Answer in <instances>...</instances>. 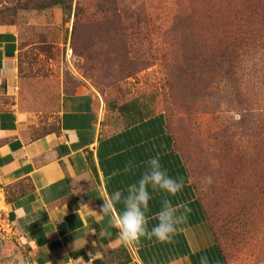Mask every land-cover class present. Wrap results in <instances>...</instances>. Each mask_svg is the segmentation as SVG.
Instances as JSON below:
<instances>
[{"label": "rangeland", "instance_id": "1", "mask_svg": "<svg viewBox=\"0 0 264 264\" xmlns=\"http://www.w3.org/2000/svg\"><path fill=\"white\" fill-rule=\"evenodd\" d=\"M0 9L19 33L16 91L34 138L59 129L63 98L82 89L100 99L110 132L129 126L136 111L125 106L163 115L228 264H264V0H0ZM230 34L243 64L228 81ZM0 264H32L1 182Z\"/></svg>", "mask_w": 264, "mask_h": 264}, {"label": "crops", "instance_id": "2", "mask_svg": "<svg viewBox=\"0 0 264 264\" xmlns=\"http://www.w3.org/2000/svg\"><path fill=\"white\" fill-rule=\"evenodd\" d=\"M20 51L17 28L0 26V182L7 188L9 221L32 264H77L81 257L87 264L89 253L98 251L94 264H200L205 255L209 264H226L165 117L110 132L100 99L82 89L63 98L59 132L34 138L16 91ZM157 156L184 187L175 196L149 187L148 229L157 224L164 199L187 204L191 212L171 242L145 236L131 248L118 239L109 216L100 219L80 205L99 213L106 195L126 194ZM122 209L118 203L116 212ZM100 230L111 235L101 239Z\"/></svg>", "mask_w": 264, "mask_h": 264}, {"label": "clouds", "instance_id": "3", "mask_svg": "<svg viewBox=\"0 0 264 264\" xmlns=\"http://www.w3.org/2000/svg\"><path fill=\"white\" fill-rule=\"evenodd\" d=\"M131 163V162H130ZM128 171V168H125ZM203 185L213 184V178L206 176L202 179ZM149 187L156 191H163L171 196H175L184 187L183 179H175L168 175L166 170L162 168L159 157H152L147 161V169L142 174L140 179L128 186L127 192L122 193L117 190L110 195H106L102 200L100 212L90 210L87 204H81L80 209L94 213L98 218L104 216L110 217V226L115 227L118 231V239L124 244H132L138 241L141 237L147 236L149 239L155 237L160 242H171L172 237L181 230V226L187 222L188 214L191 208L187 204L181 203L173 205L169 199H164L162 208L156 215L158 221L155 226L148 229V220L145 211L148 208L150 193ZM123 204V209L116 212V205ZM116 213L115 215H113ZM99 223V219L97 221ZM95 233V230L92 231ZM101 239L110 236L109 232L100 230ZM87 241H85V244ZM96 244L93 242V247ZM102 247V245H101ZM91 259L87 264H94V260L100 258L101 252H96L94 255L89 253ZM77 259V264L80 260ZM200 264H209L208 257L201 256Z\"/></svg>", "mask_w": 264, "mask_h": 264}, {"label": "trees", "instance_id": "4", "mask_svg": "<svg viewBox=\"0 0 264 264\" xmlns=\"http://www.w3.org/2000/svg\"><path fill=\"white\" fill-rule=\"evenodd\" d=\"M9 16H10V11H5V10L0 9V26H4L5 19H6V17L8 18ZM225 39H226L225 40L226 41L225 47H226L227 55H224L221 60L224 61L225 66L230 67L234 71V73H229L231 75V77L227 78L228 81H231V80H234V78L238 75L235 72L240 69V66L243 64V61H240V59H242V57H240L239 54L236 53V50L238 49V46H239L238 39H236L233 34L226 36ZM227 63H229V66L227 65ZM73 95H75V94H72L70 96H73ZM130 108L133 111H136V113L131 115L128 127L138 125V124L143 123L144 121L151 118L146 113L144 115L141 112V110L135 104H132L130 107H128V106L123 107L121 109L122 113H128L129 111H131ZM56 132H59V129ZM187 170H188V168H187ZM188 172H189V170H188ZM189 175H190V173H189ZM201 204H202V202H201ZM202 206H203V204H202ZM203 209L205 210L204 206H203ZM205 213H206V211H205ZM206 216H207V214H206ZM218 246H219L221 255L223 256L226 264H228V261H227V258H226V255H225L223 249L220 247L219 244H218Z\"/></svg>", "mask_w": 264, "mask_h": 264}, {"label": "built area", "instance_id": "5", "mask_svg": "<svg viewBox=\"0 0 264 264\" xmlns=\"http://www.w3.org/2000/svg\"><path fill=\"white\" fill-rule=\"evenodd\" d=\"M135 243H132V244H128L131 248H133V245H134Z\"/></svg>", "mask_w": 264, "mask_h": 264}]
</instances>
